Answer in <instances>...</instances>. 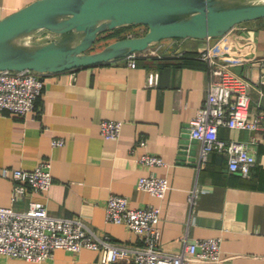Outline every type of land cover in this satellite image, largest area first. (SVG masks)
<instances>
[{"label":"crops","instance_id":"1","mask_svg":"<svg viewBox=\"0 0 264 264\" xmlns=\"http://www.w3.org/2000/svg\"><path fill=\"white\" fill-rule=\"evenodd\" d=\"M33 1L0 0V20ZM171 40L178 44L139 58L134 68L122 58L44 75L33 112L25 117L1 112L0 207L26 210L37 201L51 216L80 218L100 236L135 245L134 233L105 217L108 198L123 196L132 208L161 209L159 244L165 253L180 254L195 240L219 238L221 262L191 264H264V131L252 133L258 141L248 177L230 173L226 156L217 152L198 168V142L194 161L189 150L183 158L180 154L188 124L207 97L209 73L199 53L208 45L219 61L253 83L249 114L264 113V18L236 25L220 37ZM150 74L156 78L153 85ZM103 120L122 122L117 140L101 136ZM218 134L223 141L246 142L252 136L228 128ZM55 140L62 144L53 146ZM145 154L160 157L163 164L141 165ZM43 162L50 165L49 190L34 194L27 188L22 200L13 201L12 170ZM149 175L168 180L163 199L137 188L138 179ZM99 259L91 249H57L42 262L0 255V264H98Z\"/></svg>","mask_w":264,"mask_h":264},{"label":"built area","instance_id":"2","mask_svg":"<svg viewBox=\"0 0 264 264\" xmlns=\"http://www.w3.org/2000/svg\"><path fill=\"white\" fill-rule=\"evenodd\" d=\"M162 48L158 43L124 59L129 67L134 68L139 58L158 56ZM199 57L207 65L209 82L205 103L197 109L187 127L189 138L200 144L196 166L204 167L209 155L217 152L226 156L230 173L248 177L256 163L258 140L252 133L264 131V113L249 114V91L253 83L234 73L231 64L219 61L211 45L201 51ZM44 75L47 74L30 70H0V113L25 117L33 112L45 84ZM155 80V75L150 74L148 84L153 85ZM121 128V121L103 120L100 134L104 139L117 140ZM220 128L246 130L252 136L246 142L223 141L218 134ZM139 143L145 145L143 140ZM61 144V140L52 143L53 146ZM139 162L145 167L163 164L160 157L151 154L142 155ZM2 173L7 176L8 171L3 169ZM11 177L14 182L13 201L22 200L28 189L34 194H44L52 184L48 162L40 163L34 169H14ZM137 188L163 199L169 184L164 177L149 175L138 179ZM160 213L157 206L132 208L127 198L110 196L105 208L106 220L125 225L139 241L135 245H126L113 241L108 235H98L80 218L51 216L37 201H30L26 210L0 207V255L42 262L51 258L57 249L71 253L91 249L100 253L98 264H191L198 260L212 263L223 260L219 238L195 240L186 244L180 254L163 252L159 244Z\"/></svg>","mask_w":264,"mask_h":264},{"label":"water","instance_id":"3","mask_svg":"<svg viewBox=\"0 0 264 264\" xmlns=\"http://www.w3.org/2000/svg\"><path fill=\"white\" fill-rule=\"evenodd\" d=\"M262 18L264 1L256 0H35L0 20V70L52 74L90 67L166 39L220 37ZM135 25L145 33L88 52L100 34ZM188 138L180 154L189 150L194 161L196 140Z\"/></svg>","mask_w":264,"mask_h":264},{"label":"rangeland","instance_id":"4","mask_svg":"<svg viewBox=\"0 0 264 264\" xmlns=\"http://www.w3.org/2000/svg\"><path fill=\"white\" fill-rule=\"evenodd\" d=\"M256 1H264V0H256ZM146 29L144 26L137 25L133 27H123V29L119 31H107L102 34H100L96 40L92 43V45L89 47L88 52H96L104 48L107 44L116 41L118 39L125 38L127 36H141L145 33ZM177 40H171V39H166L159 44L161 46H172L178 44L176 42Z\"/></svg>","mask_w":264,"mask_h":264},{"label":"trees","instance_id":"5","mask_svg":"<svg viewBox=\"0 0 264 264\" xmlns=\"http://www.w3.org/2000/svg\"><path fill=\"white\" fill-rule=\"evenodd\" d=\"M135 26H137V25H135ZM130 27H133V26H130ZM121 29H123V28H118V29H114V31H119V30H121ZM146 29V28H145ZM111 31H113V30H111ZM110 32V31H109Z\"/></svg>","mask_w":264,"mask_h":264}]
</instances>
